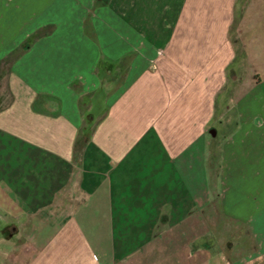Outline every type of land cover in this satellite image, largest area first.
Masks as SVG:
<instances>
[{
  "label": "crops",
  "instance_id": "obj_1",
  "mask_svg": "<svg viewBox=\"0 0 264 264\" xmlns=\"http://www.w3.org/2000/svg\"><path fill=\"white\" fill-rule=\"evenodd\" d=\"M6 246L264 264V0H0Z\"/></svg>",
  "mask_w": 264,
  "mask_h": 264
},
{
  "label": "rangeland",
  "instance_id": "obj_2",
  "mask_svg": "<svg viewBox=\"0 0 264 264\" xmlns=\"http://www.w3.org/2000/svg\"><path fill=\"white\" fill-rule=\"evenodd\" d=\"M200 224L202 225L203 232L206 231L207 228H209L208 227L209 222L207 221V219H205L204 216H202V221H200ZM237 235H238V233H231L229 231L228 232H220V231L218 232V237H217V239H218V243H217L218 246H217V249H218V252H219V258L221 257V255L222 256H226V254H228L229 249H231V247H232V242H237V239H238V236ZM207 241L209 242V240H207ZM246 246H247V243H246V245H243L242 247H246ZM4 249H5V251L9 252V254H10L9 261H7L4 264H17L16 263V257L13 255V253L16 252L17 249L16 248H13V247H9L8 248L7 246L4 247ZM243 249L245 250V248H243ZM202 256L203 257L205 256L204 252L202 253ZM123 264H132V263H130L128 261V262L123 263ZM140 264H148V263L143 261ZM154 264H176V263H175V261H171V263H158V262H155Z\"/></svg>",
  "mask_w": 264,
  "mask_h": 264
}]
</instances>
